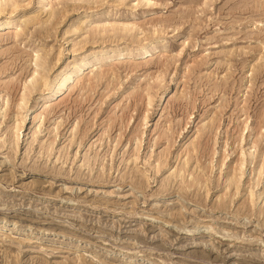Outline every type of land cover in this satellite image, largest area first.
<instances>
[{
  "label": "rangeland",
  "instance_id": "1",
  "mask_svg": "<svg viewBox=\"0 0 264 264\" xmlns=\"http://www.w3.org/2000/svg\"><path fill=\"white\" fill-rule=\"evenodd\" d=\"M0 7V264H264V0Z\"/></svg>",
  "mask_w": 264,
  "mask_h": 264
},
{
  "label": "bare ground",
  "instance_id": "2",
  "mask_svg": "<svg viewBox=\"0 0 264 264\" xmlns=\"http://www.w3.org/2000/svg\"><path fill=\"white\" fill-rule=\"evenodd\" d=\"M9 1V0H8ZM40 2L41 1H39L38 2V5H40ZM19 7V6H18ZM2 8V10H0V11H4L3 10V7H0V9ZM9 9H11L10 10V12H9V17L7 18V19H9V18H11L12 16H14V13L15 12H17L16 10H17V7H16V4H15V7L13 6L12 8L10 7ZM1 13V12H0ZM2 15V14H1ZM30 18H28V20H29ZM27 20V21H28ZM38 21V20H37ZM9 23V20L7 21L6 20V17L4 18V17H1L0 16V29L3 27V26H5V25H7ZM107 24H109V23H107ZM23 25V24H22ZM25 25V24H24ZM102 25V24H101ZM21 26V25H20ZM18 27V26H17ZM22 27V26H21ZM19 28L20 30H22V28ZM25 27V26H24ZM16 29V28H15ZM23 31V30H22ZM124 31V30H123ZM19 33H18V31H17V29L15 30V31H13V35L14 36H17ZM100 34H102V32L100 33ZM155 35V34H154ZM157 36V35H156ZM156 36H153V37H156ZM140 45V44H139ZM139 48V47H138ZM147 47H140L136 52H139V56H141V55H144V54H146L147 53ZM37 54V53H36ZM93 54V53H92ZM81 69V68H80ZM36 70V69H35ZM37 72V71H36ZM35 71L33 72L34 74H33V78L32 79H34V75H35V73H36ZM79 73V72H78ZM41 75H42V73H41ZM37 76V75H36ZM40 76V75H39ZM32 77V76H31ZM31 77H30V79H31ZM71 77V76H70ZM29 79V80H30ZM69 81V80H68ZM34 82V81H33ZM58 82V81H57ZM35 83L36 84H39V85H46V80L43 78V75H42V77H39L38 79H36V77H35ZM56 83V82H55ZM69 83V82H68ZM63 86V85H62ZM36 88V87H35ZM49 89V88H48ZM55 89V87H53V90ZM24 90V89H23ZM163 90H165V89H163ZM25 91V90H24ZM23 91V92H24ZM56 91V90H55ZM24 93H22V95H23ZM22 97V96H21ZM25 98H27V97H25V96H23V99H25ZM22 99V100H23ZM149 99V98H148ZM150 102V101H149ZM20 103H22V101L20 102ZM25 103V102H24ZM23 103V104H24ZM151 103V102H150ZM9 103H8V101L7 102H5V105L7 106ZM18 105H20V104H18ZM9 107V106H8ZM19 107V106H18ZM17 108V107H16ZM19 109V108H18ZM144 119H145V116H144ZM17 124H20V122L19 123H17ZM16 124V125H17ZM20 126V125H19ZM14 128H15V126H14ZM17 129H19V127L17 128ZM120 133V132H119ZM73 140V139H72ZM118 140V139H117ZM0 146H2V145H0ZM161 162V161H160ZM163 163V162H162ZM164 164V163H163ZM162 164V165H163ZM158 167L159 166H161L160 164L159 165H157ZM235 168V167H234ZM235 173V172H234ZM234 175V174H233ZM230 176V175H229ZM137 177V176H136ZM234 177V178H233ZM232 178H231V180H234L235 179V175L233 176ZM193 179V178H192ZM229 180V179H228ZM195 181V180H194ZM236 181V180H235ZM234 181V182H235ZM137 182L138 181H135V183L137 184ZM235 184V183H234ZM131 185V184H130ZM138 185V184H137ZM140 185V184H139ZM165 185V184H164ZM163 185V186H164ZM142 186V185H141ZM199 186V185H198ZM182 188V187H181ZM197 196V195H196ZM224 204V203H223ZM246 206V205H245ZM262 215H264L263 213H262ZM13 228V227H12ZM21 229V228H20ZM5 231V230H4ZM22 231H24V230H22ZM18 232V231H17ZM2 233H4V232H2ZM17 234V233H16ZM6 236H7V234H5ZM21 235V234H20ZM4 236V235H3ZM131 261V260H130Z\"/></svg>",
  "mask_w": 264,
  "mask_h": 264
}]
</instances>
